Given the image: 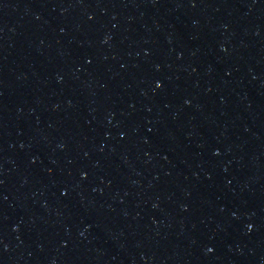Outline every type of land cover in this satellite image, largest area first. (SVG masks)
I'll return each mask as SVG.
<instances>
[{
    "label": "water",
    "instance_id": "1",
    "mask_svg": "<svg viewBox=\"0 0 264 264\" xmlns=\"http://www.w3.org/2000/svg\"><path fill=\"white\" fill-rule=\"evenodd\" d=\"M0 264H264V0H0Z\"/></svg>",
    "mask_w": 264,
    "mask_h": 264
}]
</instances>
